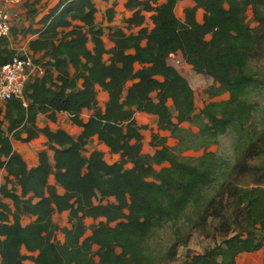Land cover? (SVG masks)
Returning a JSON list of instances; mask_svg holds the SVG:
<instances>
[{
    "label": "trees",
    "instance_id": "obj_1",
    "mask_svg": "<svg viewBox=\"0 0 264 264\" xmlns=\"http://www.w3.org/2000/svg\"><path fill=\"white\" fill-rule=\"evenodd\" d=\"M181 1L124 0L131 32L110 26V49L93 0H60L40 29L28 30L38 35L29 49L43 55L35 61L45 73L27 83L23 99L0 108V264H172L191 239L182 238L181 226L190 224L213 245L180 264H237L258 251L264 264V0H190L184 19L176 14ZM107 13L112 23L115 5ZM10 42L0 39V67L17 55ZM179 53L196 74L213 79L210 99L229 98L198 113L190 82L169 63ZM98 89L107 93L104 107ZM137 113L157 117V130L175 138L188 132L184 124H197L204 154L181 157L158 133L154 153H143ZM60 114L81 129L78 136L39 127L40 115L55 124ZM230 132L236 163L206 195L227 166L208 147ZM41 136L47 148L29 167L12 140ZM94 138L119 161L107 163L100 150L86 155ZM66 212L69 226L61 227L54 216ZM27 218L33 220L24 225ZM88 219L96 223L88 226ZM169 224L175 240L166 249L153 246Z\"/></svg>",
    "mask_w": 264,
    "mask_h": 264
},
{
    "label": "rangeland",
    "instance_id": "obj_2",
    "mask_svg": "<svg viewBox=\"0 0 264 264\" xmlns=\"http://www.w3.org/2000/svg\"><path fill=\"white\" fill-rule=\"evenodd\" d=\"M60 0H42L39 4H33V0H0V7H4L8 9L12 16V32L10 36L11 49L15 50L17 54H20L23 49H27L30 44V39H32V33L28 32V30L40 29L41 24L40 20L57 4ZM98 8V13L96 15V21L99 26L105 29V43L108 49H110L113 44L109 40V28L110 26L114 28H123L128 33L131 32L128 28V24L126 20L131 16V13L128 12L124 8V0H111L109 2H104L102 0H93ZM115 5V16L112 23H109L108 9ZM194 6V3L190 0H183L179 2L176 7V14L179 18L184 19V11L187 8ZM204 12L202 10H198L197 19L199 22L203 20ZM145 26L147 28H152L151 16L152 13H146ZM247 21L251 26H254L252 21V14L249 12ZM14 31H16V35H14ZM137 30H134L136 32ZM43 57L42 54L35 56L36 59H41ZM106 59L109 58L107 55ZM169 63L176 67L182 75H184L190 85L192 86L195 92V102L197 106V112L199 113L207 103L211 101H224L229 98L228 94H225L221 97L210 99L206 91L214 85V81L211 77L202 76L196 74L192 67L187 65L183 60L182 55L175 54L174 58H170ZM139 68V67H138ZM258 69H264V61H262L258 65ZM264 71V70H263ZM155 96V95H154ZM98 99L99 105L101 107L105 106V103L108 99L107 93L101 89H98ZM171 111L174 113V107L172 102L169 103ZM90 112L86 111L83 114V118L86 119L89 116ZM137 122L140 126L145 127L142 130V134L144 136L143 141V153L145 154H153L155 149L151 146L152 136L158 133L161 136H166L168 138V145L173 147L177 153L184 158L188 159H196L202 156L205 152L206 144L202 145L201 140L199 138L200 135V127L197 124H184L183 128L188 130L187 133L183 135L181 138L171 137L170 133L167 132H159L157 130V117L148 115L145 113H137L136 115ZM38 125L39 127L49 126L52 130H56L58 128H62L66 130L69 134L73 136H77L79 130L77 127L71 124L69 117L66 114H60L57 120V123H50L47 118L43 115L38 117ZM183 138V139H182ZM14 149L20 153L25 161L27 162L29 167H33L38 162V154L41 150L47 148V139L43 136L38 139L33 140L30 143H22L12 140ZM235 143V135L231 132L220 136L215 142H212L211 146L208 147L207 151H211L220 155V157L225 161L227 166L224 169L220 178L216 181L213 187L207 192L206 195H214L218 190L220 184L224 182L226 179L230 177V172L234 164L236 163L235 152L233 149ZM93 150H100L105 154V160L109 164H113L119 161V156L110 153L109 149L102 143L98 141V139L92 140L88 149L86 151V155H89ZM52 157L53 153H49ZM6 172L4 170H0V184L5 183ZM232 177V176H231ZM247 179H245V182ZM51 183H54V179L51 178ZM10 187H16L14 183L10 184ZM62 192V190H60ZM6 203H11L9 200H4ZM192 212V211H191ZM191 212H189L191 214ZM192 215V214H191ZM69 213L56 214L54 216V221L60 225L61 227L69 226L68 223ZM196 219V216H193ZM33 218H27L23 221V224L26 225L30 223ZM96 222L91 219L86 220V224L91 226ZM182 238H185L187 234H190L191 239L187 247H181L179 249V256L176 262L172 264H180L186 257L188 253L191 254H199L206 250L208 247L213 245L211 237H206L200 233V231L193 230V224L188 225L187 227L181 226ZM175 227L170 224L165 226L162 230L158 231L152 239V245L159 248H168L171 243L175 240ZM90 234V232H89ZM58 238L62 239V234H58ZM25 264H32L30 261H26ZM238 264H246V259L242 257L239 259Z\"/></svg>",
    "mask_w": 264,
    "mask_h": 264
},
{
    "label": "built area",
    "instance_id": "obj_3",
    "mask_svg": "<svg viewBox=\"0 0 264 264\" xmlns=\"http://www.w3.org/2000/svg\"><path fill=\"white\" fill-rule=\"evenodd\" d=\"M11 32V13L0 7V39L10 38ZM174 57L175 54L170 55V58ZM35 59L30 50L23 49L11 62L0 67V108L11 99H23L27 83L44 76V67L36 63Z\"/></svg>",
    "mask_w": 264,
    "mask_h": 264
},
{
    "label": "crops",
    "instance_id": "obj_4",
    "mask_svg": "<svg viewBox=\"0 0 264 264\" xmlns=\"http://www.w3.org/2000/svg\"><path fill=\"white\" fill-rule=\"evenodd\" d=\"M38 37V35H33L32 36V39H30V41L36 39ZM11 39V38H10ZM28 50L29 49V45L27 47ZM67 115V114H66ZM90 115V114H89ZM89 117V116H88ZM88 117L86 119H84V121H87L88 120ZM51 123V122H50ZM77 129L79 130V133L78 135L80 134L81 132V129L77 127ZM77 135V136H78ZM94 139H97V138H94ZM93 139V140H94ZM242 257H244L246 259V264H263V251H258L256 253H250V254H242L239 258H238V261H237V264L239 263V259H241Z\"/></svg>",
    "mask_w": 264,
    "mask_h": 264
}]
</instances>
